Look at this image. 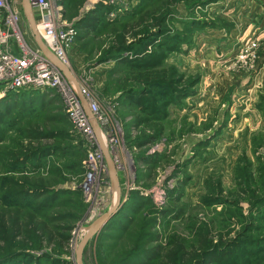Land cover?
<instances>
[{
  "label": "rangeland",
  "instance_id": "rangeland-1",
  "mask_svg": "<svg viewBox=\"0 0 264 264\" xmlns=\"http://www.w3.org/2000/svg\"><path fill=\"white\" fill-rule=\"evenodd\" d=\"M164 1L127 0L124 9L103 14L102 23L95 18L103 0H82L74 13L64 8L77 31L67 68L74 88L85 90L97 106L96 131L117 157L116 178L105 158H97L100 144L75 131L60 95H9L12 115L0 124V207L9 203L7 179L42 184L44 196L26 186L23 202L39 219L66 227L69 240L60 258L68 264H76L77 245L115 206L118 192V212L90 238L82 264H162L172 244L190 246L203 224L227 233L224 240L235 239L243 227L236 218L225 223L233 209L229 202L241 199L235 167L245 163L255 170L264 159V0H186L171 6L165 41L178 34L183 39L164 65L192 78L194 94L170 104L165 116L139 125L146 117L130 93L137 96L141 88L121 61L108 58L111 31ZM89 14L90 28L79 29ZM20 28L26 43L35 45L24 12ZM157 94L161 102L170 99L161 89ZM21 147L35 151L38 160L11 164L8 154ZM36 202L41 210H35ZM240 205L243 215L260 219L264 247V206L249 213L246 203Z\"/></svg>",
  "mask_w": 264,
  "mask_h": 264
},
{
  "label": "trees",
  "instance_id": "trees-1",
  "mask_svg": "<svg viewBox=\"0 0 264 264\" xmlns=\"http://www.w3.org/2000/svg\"><path fill=\"white\" fill-rule=\"evenodd\" d=\"M180 1L186 0H165L157 8L141 14L134 23L122 24L111 31L108 58L121 61L130 70L132 80L141 88L137 96L130 93L135 108L146 117L139 119V125L147 123L151 118L165 116L170 104L194 94L192 88L195 82L192 78H186L174 66L164 65L167 56L179 50L183 39L182 34H178L168 38L170 43L165 41L168 32L165 31V15L171 6ZM210 1L214 0H209L208 4L212 3ZM81 2L61 0L64 8L72 10V13ZM96 8V23H102V15L113 10L112 6L103 4ZM70 15L66 17L70 19ZM82 18L79 29L90 28V14ZM125 54L128 57L124 58ZM160 89L167 92L170 98L167 102L158 99L157 91ZM13 95L17 97L19 94ZM10 101L9 95L0 100V124L12 115ZM36 155L35 151L21 147L10 152L8 157L11 164H17L30 157L37 161ZM234 177L236 196L241 199L229 202L233 209L226 213L228 219L225 226L228 227L232 218L243 224L237 237L224 240L227 233L219 234L208 224H203L195 232V240L190 246L177 242L172 244L174 247L162 264H264V247H260L262 228L257 224L260 219L243 215L240 205L246 203L249 213L264 206V192L260 189V186H264V159H259L255 170L245 163L238 164L234 169ZM26 186L36 193L35 196L45 195L40 190L42 184H29L25 178L7 179L9 188L6 189V196L9 203L0 207V264H68L60 258L69 240L66 227L51 225L48 219H39L28 211L23 202L29 192ZM211 201L205 199L204 202L209 205ZM42 208L43 205L37 203L35 210ZM45 250L51 254L44 253Z\"/></svg>",
  "mask_w": 264,
  "mask_h": 264
},
{
  "label": "built area",
  "instance_id": "built-area-1",
  "mask_svg": "<svg viewBox=\"0 0 264 264\" xmlns=\"http://www.w3.org/2000/svg\"><path fill=\"white\" fill-rule=\"evenodd\" d=\"M103 1L105 5L112 6L115 10H122L127 0ZM6 2L7 0H0V100L10 94L55 92L62 98L64 111L75 131L88 143H99L82 99L95 121L97 106L90 100L85 90L74 88L71 73V77H66L43 55L36 46L33 35L35 45L29 46L26 43L20 28L23 14L21 2L9 0L10 6H7ZM29 4L39 37L50 53L67 68L68 52L77 35L73 20L65 18L61 0H29ZM255 49L256 42L252 43V51ZM98 136L102 141L103 136L99 129ZM100 149L97 158L103 161L102 148ZM109 155L116 166L117 157ZM89 182L90 176L86 183Z\"/></svg>",
  "mask_w": 264,
  "mask_h": 264
},
{
  "label": "water",
  "instance_id": "water-1",
  "mask_svg": "<svg viewBox=\"0 0 264 264\" xmlns=\"http://www.w3.org/2000/svg\"><path fill=\"white\" fill-rule=\"evenodd\" d=\"M21 5H22V10L26 15V18L30 24L31 27V31H32V35L34 36L35 39V43L36 46L40 49V51L43 53V55L49 59L58 69H60L62 71V73L66 76V77H71L70 76V72L68 71V69L62 65L56 58L55 56L50 53V51L46 48V46L44 45V43L42 42L41 38L39 37L37 31H36V27H35V21L31 12V7L29 4V0H21ZM83 104H84V108L86 110V113L88 115V117H92L91 113L89 112L86 103L84 102V100L82 99ZM95 130V129H94ZM96 135L98 137V141L100 143V146L102 148V152L104 154V158L106 160V163L108 165L109 171L110 173L115 177L116 175V170L114 168L113 162L110 158V155L106 149V147L103 145L102 141L100 140L99 136H98V131H96ZM116 178V177H115ZM117 201L115 203V206L108 212L104 213L103 215H101L100 217H98L88 228H87V233L86 235L80 240L79 244L77 245L76 248V253H75V261L76 264H82V256H83V251L84 248L86 247L88 241L90 240V238H92L94 235H96L98 232H100L101 230L104 229V227H106V225L113 219V217L116 215V213L118 212L119 209V200H120V192H118L117 194Z\"/></svg>",
  "mask_w": 264,
  "mask_h": 264
},
{
  "label": "crops",
  "instance_id": "crops-1",
  "mask_svg": "<svg viewBox=\"0 0 264 264\" xmlns=\"http://www.w3.org/2000/svg\"><path fill=\"white\" fill-rule=\"evenodd\" d=\"M33 15V14H32ZM26 16V15H25ZM34 18V17H33ZM27 19V18H26ZM35 21V20H34ZM27 22H28V20H27ZM28 24H29V22H28ZM29 27H30V24H29ZM30 29H31V27H30ZM32 32V31H31ZM91 119V118H90ZM92 120V119H91ZM93 121H91V124H92V126H94V129L96 130V126H95V123H92ZM111 174V173H110ZM112 175V174H111ZM110 223V222H109ZM108 223V224H109ZM107 224V225H108Z\"/></svg>",
  "mask_w": 264,
  "mask_h": 264
},
{
  "label": "bare ground",
  "instance_id": "bare-ground-1",
  "mask_svg": "<svg viewBox=\"0 0 264 264\" xmlns=\"http://www.w3.org/2000/svg\"><path fill=\"white\" fill-rule=\"evenodd\" d=\"M89 118H90V117H89ZM91 119H92V121H93L92 123H95V125H96L97 123H96L95 120H93V119H94L93 116L91 117ZM91 119H90V121H91ZM93 128H94V126H93ZM112 176H113V175H112Z\"/></svg>",
  "mask_w": 264,
  "mask_h": 264
}]
</instances>
